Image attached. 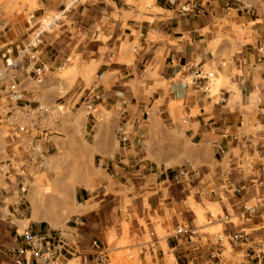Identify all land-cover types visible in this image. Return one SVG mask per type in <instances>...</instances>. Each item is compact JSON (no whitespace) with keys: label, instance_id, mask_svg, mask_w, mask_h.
Listing matches in <instances>:
<instances>
[{"label":"crops","instance_id":"obj_1","mask_svg":"<svg viewBox=\"0 0 264 264\" xmlns=\"http://www.w3.org/2000/svg\"><path fill=\"white\" fill-rule=\"evenodd\" d=\"M184 1L0 8V264L29 248L25 231L69 244L63 264H95L94 240L107 264H264V6L196 0L180 14ZM60 12L38 79L18 48ZM61 69L68 79L48 83ZM46 102L78 105L52 116ZM70 194L77 221L61 228Z\"/></svg>","mask_w":264,"mask_h":264},{"label":"built area","instance_id":"obj_2","mask_svg":"<svg viewBox=\"0 0 264 264\" xmlns=\"http://www.w3.org/2000/svg\"><path fill=\"white\" fill-rule=\"evenodd\" d=\"M196 6H197L196 0H185L179 6L178 12L180 14H185L191 9L196 8ZM61 14L62 13L60 12L50 17L47 21L46 19H44L37 27V31L33 33V35L27 40L25 44H23L21 47L18 48V55L25 57L28 63H32L34 65L33 69L38 79L39 78L41 79L45 71V65L43 63L36 65L39 61V55H40L39 46L42 42V36L45 32L51 30L55 26ZM6 64L11 67H17L19 62L16 61L15 59H10L6 61ZM199 75H201V71L196 72V76ZM87 108H91V106L88 105ZM19 129L21 130L23 129V127H20ZM197 232L198 230L196 227L191 228L185 225H178L175 228V233L185 239H189ZM24 236L29 245L28 249L23 246H15L7 249L8 253L12 255L15 264H27L24 258L27 252H30V255L34 259H36V264H63L62 256L66 252L68 253L72 252V247L63 240H61L60 238H57L55 245H50L48 248H41L35 245L34 237L30 232L25 231ZM232 239L238 240L239 235L233 234ZM91 247L95 249L94 263L107 264L108 263L107 249L104 246H102L98 240H94L91 243Z\"/></svg>","mask_w":264,"mask_h":264},{"label":"rangeland","instance_id":"obj_3","mask_svg":"<svg viewBox=\"0 0 264 264\" xmlns=\"http://www.w3.org/2000/svg\"><path fill=\"white\" fill-rule=\"evenodd\" d=\"M234 1L236 3H238V4H242V1H245L249 5H255V8H258V7L260 8L261 6H264V0H234ZM8 2H10V0H0V8L3 9V10H5L8 7H10V3H8ZM67 5H69V4H67ZM54 15L55 14H52V15H49V16L45 17L46 21L50 17H52ZM5 30H7V29H5ZM36 31H37V27L32 28L30 30V35H29L28 39ZM51 31H53V28L51 29ZM49 32H50V30L47 31V34H49ZM11 53H15V50H11ZM83 76L84 77H81L80 76V78H79V82L80 83H84L83 81H87L89 79V77L87 75V72L85 74H83ZM53 77L54 78H51L52 80L48 81V83L49 82H52L53 83L54 81H56L57 84H61L62 82H65L66 79H68V74H67L66 70L61 69V70H56ZM87 92H88V90H82L81 88L78 91L75 92V96H78L79 95L78 103H81V102H83L85 100L83 97L87 94ZM72 93H73V91L72 92L68 91L65 86L64 87L62 86L61 91L57 92V94L59 96H61L62 98L68 97ZM52 95H53V92H52ZM44 105H46L48 107L45 110H48L49 112H51V115L52 116H55V115L57 116V115H68L69 113H71L72 111L75 110V108L77 107L78 104H75L73 108H71L70 106H68V107L60 106L58 104H56V105H53V104L49 105L47 102ZM40 110H44V108H42ZM50 200H53V198L50 197ZM51 205H53V204H51ZM74 205L75 204H74L73 197H72L71 194L64 197V201L62 203H60L59 206L62 208V212L65 213V214H67V215H66L65 218L64 217H61L60 220H57V222L59 223L58 224V227L64 228L67 225L75 224V221H77V220H76V217L73 216V207H74ZM52 209H53V207L51 206V210ZM215 259H216L215 260L216 262L219 260L218 258H215ZM225 262L222 263V264H225ZM238 264H244V262H239Z\"/></svg>","mask_w":264,"mask_h":264},{"label":"bare ground","instance_id":"obj_4","mask_svg":"<svg viewBox=\"0 0 264 264\" xmlns=\"http://www.w3.org/2000/svg\"><path fill=\"white\" fill-rule=\"evenodd\" d=\"M54 224V223H53Z\"/></svg>","mask_w":264,"mask_h":264}]
</instances>
